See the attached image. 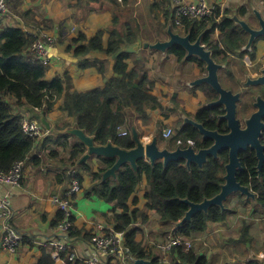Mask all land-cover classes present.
I'll use <instances>...</instances> for the list:
<instances>
[{"label":"crops","instance_id":"1","mask_svg":"<svg viewBox=\"0 0 264 264\" xmlns=\"http://www.w3.org/2000/svg\"><path fill=\"white\" fill-rule=\"evenodd\" d=\"M11 1L7 3V13L0 16V22L4 26L22 29L40 26L56 37L57 42L53 52L57 59L49 65L47 80H52L55 77L66 78L68 76L66 93L69 91L85 92L103 88L109 80L115 78L114 65L117 56L109 57L102 52L88 54L89 57L92 55L91 61H99L104 64L103 72L99 71L98 67L95 66L87 69L80 68V63L88 59V56L80 58V56L76 57L74 54L75 49L81 45V43L75 44V40L79 35L82 34L87 38V41L82 43L86 44L88 40L94 38L99 32H104L103 44L106 47L111 39L113 28L126 32V35L122 37L123 41L133 42L132 45L123 49V51L133 54L132 59L127 62L128 71L137 68L140 72H147L149 80L153 83L152 94L161 104L160 109L149 110L148 121L141 120L133 109L128 108L125 110L128 120L123 130H127L130 133L129 135L132 136L133 141V133L135 131L142 144H149L156 138L159 148L163 150L166 147V142L162 138L163 131L167 128H172L175 131L176 128H179L184 123L185 118H187V121L192 120L193 113H197V108H193L197 103L206 102L207 104L204 89L210 86L196 84V81L203 79L206 75L205 64L202 62L203 65H200L197 62L185 59L179 61L175 55L171 54L167 57V52L172 48L161 51L151 47L157 43L169 41L170 30L182 37L189 36L183 27H177L173 23V16L170 13L173 5L172 0H117L114 3L112 0H94V3L90 5L86 1H82L79 4L78 0ZM207 2L217 9H227L229 17L240 28H243L240 22H245L251 29L259 30L261 18L264 20V14L262 13L264 11V0H207ZM77 4L80 5L78 8H72V6ZM252 13L255 16L250 17L249 23L245 17L252 15ZM5 16L10 19L7 21ZM116 17H118V23L114 26L113 21ZM244 33L247 37L246 45L243 49L245 55L240 58V55L237 54L233 56L232 60L236 74L239 69L246 74L244 85L247 88L248 81L255 80L258 63L262 64L259 71L264 70V39L259 42L256 51H253L252 48L256 40L264 36L257 38L249 46L251 35L247 32ZM219 36V32L216 31L214 40H218ZM138 45L140 47L135 50ZM202 45L208 50L206 45ZM70 50L72 51L70 52ZM253 54H255V59H252ZM187 55L188 53L186 52ZM240 59H246V64L242 67H237L235 63L238 64ZM215 62L221 66L218 71L221 86L226 88L221 82L222 79L228 87L226 90L238 94L237 92L240 90H236L232 84L237 79V76L228 73L229 78L233 80L231 81L226 76V64L222 61ZM242 87L245 88L244 86ZM251 88L253 86L248 87V90ZM174 97L177 98V103L174 102ZM5 100L15 102L12 96H7ZM62 104L63 99L57 101L54 110L46 115L41 113L43 110L31 109L27 106L14 108L16 115L23 117V119L37 122L41 131L36 138L34 148L25 160L21 185L12 189L10 186L0 182V200L6 196L8 197L14 212L12 221L14 228L25 237L24 243L14 254L2 249L0 244V264H37L42 256L41 247L51 251L52 243L59 235L56 231V226L52 224L61 214L60 210L53 204L52 199L54 196L65 194L70 183L68 172L72 168H76L83 177L82 190L74 199L75 226L90 233L95 232L98 224L113 228L104 216L105 214L109 217L112 216L110 212L113 208L112 204L96 196L87 197V191L93 184L91 174L98 172L101 166V159L109 158L96 154L90 155L89 147L74 131H83L87 137L94 140V147H102L104 145H98L94 136L80 129L76 120L60 109ZM182 111H185L187 115L184 116ZM41 118H45L48 127L41 122ZM157 125H161V127ZM78 144H83L86 152L76 164H73L70 160L71 150ZM108 144L118 147L112 142ZM145 161L148 162L149 160ZM86 164V167L80 168V166ZM122 168L123 166L120 169ZM118 171L116 172V177ZM104 174L103 180L116 178L110 176L104 179ZM147 189L148 184L143 179L131 199L132 210L139 209L143 211L145 209ZM234 196L241 198H235ZM136 199L138 200L137 204H135ZM256 201V197L248 198L239 192L229 196L224 202V206L227 205L229 210L235 209L237 211L236 214L230 215L224 222L210 224L208 230L196 239V254L200 257H205L209 264H247L251 262L264 264V262L259 261L262 256L264 257V251L260 250L257 253V249H254L255 236L252 235L258 226L261 228V225L264 224V215L257 209ZM241 211L248 214L249 218L241 216ZM149 218L150 220L146 225L136 224L135 227H139L142 230V242L145 251L153 258L161 257L159 263L161 264L162 259L165 257L163 252L159 250L158 244L167 239L171 230L174 227L176 228V224H164L170 227L169 231H166L168 228L162 227L160 216L157 213L149 212ZM246 222L250 224L248 234L251 242L247 244L238 243L240 238L247 234V231H245ZM154 223H156V226ZM162 228H166L164 229L166 231L165 234L162 233ZM2 234L3 230L0 231V237ZM229 243H232L236 250H233ZM234 251L243 252L247 259L245 260L241 255H235ZM76 253L80 258H88L92 253V246L89 241H77ZM253 254H260V256L257 259H250ZM144 261L154 264L153 260L150 259ZM167 261L170 264H174L177 261L176 256L170 254L167 257ZM57 264H67V259L58 261Z\"/></svg>","mask_w":264,"mask_h":264},{"label":"trees","instance_id":"2","mask_svg":"<svg viewBox=\"0 0 264 264\" xmlns=\"http://www.w3.org/2000/svg\"><path fill=\"white\" fill-rule=\"evenodd\" d=\"M82 1H86L89 5L94 3V0H78L79 4ZM112 1L114 3L117 0ZM79 4L72 8H78ZM117 23L118 17L113 21L114 26ZM183 28L187 34H190L192 42L201 36L202 44L207 46L217 62H225L229 56L228 52L235 54L238 50L240 58L245 55L243 49L247 41L246 34L229 17L227 9H224V12L220 8L216 9L215 17L207 22L185 21ZM216 31L220 36L215 41ZM104 34V32H99L86 44L82 43L87 41V38L80 34L75 44L81 43V45L73 53L76 57L88 56L96 52H102L109 57L117 56L114 65L115 78L109 80L103 88L85 92L69 91L64 94L66 81L69 80L68 76L47 80L50 66L32 63L31 48L35 38L28 35L25 29L4 26L0 22V174L9 173L15 163L25 161L36 144V138L31 137L24 130L23 117L14 113V108L20 106L43 110L41 113L46 115L54 110L57 101L63 99L60 109L73 117L80 129L94 136L98 145L105 146L112 142L122 149L135 148L131 135L119 136L128 120L125 110L133 109L141 120L148 121L149 110H158L161 104L152 94L153 83L149 80L147 72H140L137 68L128 71L127 62L132 59L133 54L123 49L132 45L133 42L123 41L122 37L126 35V32L113 28L111 39L106 47L103 44ZM221 46H226V50L221 49ZM252 48L256 51V44ZM169 51L179 61L186 57V51L180 46ZM252 59H255V54L252 55ZM188 60L203 65L198 58L191 57ZM94 66L98 67L101 72L105 68L104 64L99 61L85 59L80 63L81 69ZM204 92L208 100L218 99V94L212 88H206ZM248 92L253 95L251 89ZM7 96H12L15 102L5 100ZM173 100L177 103L176 97ZM242 106L247 107L246 104ZM222 115H224L223 107L205 106L195 115V120L208 130L227 134V124L219 120V116ZM261 141L264 144V135ZM212 145V140L202 139L198 129L185 125L175 129V135L167 141L165 148L174 151L178 147L185 149L192 146L196 151H200ZM85 152L86 148L83 144L76 145L71 150V162L76 164ZM115 161V159H101L98 172L91 174L93 184L87 191V197L96 196L112 204L113 208L110 211L112 216L109 217L107 214L104 216L115 231L126 233V243L136 259H150L154 264H159L161 257L153 258L145 251L142 230L135 225H146L150 220L149 212L157 213L164 224H177L182 221L190 209L185 200L199 204L220 194L222 185L225 183L224 175L229 162V151H221L218 158L210 157L202 167L195 163L188 167L184 159L170 162L166 166L162 161L152 165L142 159L138 160L136 171L129 164H125L118 171L115 179L103 180V174L114 165ZM240 161L242 170L238 172L237 180L256 195L257 209L264 215V166L259 173L258 159L251 149L240 153ZM86 166L87 164L80 168ZM79 177L83 182L81 174ZM143 179L148 184L145 209L143 211L132 210L131 199ZM137 203L136 199L135 204ZM225 207L224 211L219 206H212L207 213H197L191 221L178 228V233L186 239H197L208 230L210 224L224 222L230 215L236 214L235 209L229 210L227 205ZM62 219L63 214L61 213L52 225L57 226ZM73 222L74 228L69 235L71 239L90 241L93 233L77 228L75 219ZM249 230L250 224L246 222L247 234L242 236L238 243L251 242ZM74 244L72 243V249L62 258L65 260L68 258L67 264H85L84 258H80L76 251H73ZM41 248L42 256L37 264H57L52 252L45 247ZM262 250L264 251V244ZM259 251L258 249L257 252ZM73 253L76 254V258L70 260V255ZM171 254L176 256V264H209L205 257L196 254L195 248L190 252L174 249Z\"/></svg>","mask_w":264,"mask_h":264},{"label":"water","instance_id":"3","mask_svg":"<svg viewBox=\"0 0 264 264\" xmlns=\"http://www.w3.org/2000/svg\"><path fill=\"white\" fill-rule=\"evenodd\" d=\"M240 25L251 35L249 46L257 38L264 36V20H262V18L259 30L251 29L245 22H240ZM169 34V41L157 43L151 47L153 49L163 51L168 48L180 46L188 53L187 59L197 57L205 64L206 75L203 79L196 81V84H206L219 95V99L210 106H224L226 114L222 115L219 120L227 122L230 133L223 135L217 131L206 129L202 124L195 123L194 126L202 135L203 140L211 139L213 141V145L210 148L202 149L198 152L193 147H189L187 149H177L175 151H169L167 149L161 150L158 146L156 138L153 139L151 143L144 145L139 141L135 131L133 133L135 148L130 150L121 149L113 146L112 144L102 147H94V140L87 137L83 131L77 130L74 131V133L89 147L90 155L96 154L98 156H104L109 159L117 160L115 161V165L104 174V179H107L110 176L116 177V172L125 164H129L136 171L138 169L137 162L142 159L149 160L152 165L158 161H162L165 166L170 162L184 159L186 160L188 167L192 163L202 167L210 157L218 158L221 151L229 150V162L226 165V173L224 175L225 183L222 185L220 194L199 204L191 203L188 200H185V203L189 205L190 209L182 221L176 224V227L180 228L184 223L191 221L193 216L197 213H207L209 208L212 206H219L224 211V202L234 193L239 192L249 198L256 197V195L252 193L248 187H245L238 182L237 174L242 170L240 153L242 151H246L248 147H251L257 152L259 170H261L264 166V146L260 141L262 131H264V123L262 122V117L264 116V100L259 99V110L251 117V119L245 121L246 129H242V124L236 115V107L240 94H234L232 91H228L221 86L218 78V71L221 69V66L214 61L211 52L202 45L200 38L196 42L191 43L190 36L182 37L178 34H174L172 30L169 31ZM139 47L140 45L135 47V50H138ZM262 73V77L255 80H249L247 85H264V70ZM41 122L48 127L45 118H41ZM136 264L152 263L144 260H138Z\"/></svg>","mask_w":264,"mask_h":264},{"label":"built area","instance_id":"4","mask_svg":"<svg viewBox=\"0 0 264 264\" xmlns=\"http://www.w3.org/2000/svg\"><path fill=\"white\" fill-rule=\"evenodd\" d=\"M11 0H0V16L7 13V3ZM173 5L170 9L173 16L174 24L177 27H184L185 21L207 22L216 15V7L210 5L207 0H172ZM28 35H32L35 41L32 43V63H38L44 66L51 65L57 59L53 52L57 42L56 37L48 30L42 27H33L25 29ZM25 132L33 138L40 135V126L35 121L23 119ZM120 136H127L128 132L122 131ZM174 135L172 128H167L163 131V138L169 140ZM24 163L17 162L13 165L11 171L6 174H0V182L15 189L21 185L24 175ZM70 183L64 195L54 196L53 204L63 214V219L56 226L59 238L52 243V255L58 261H64L63 255L72 249L76 251L77 241L69 236L74 228V198L82 190V182L80 173L76 168H72L68 172ZM14 212L8 197L0 200V231L3 234L0 237L2 249L14 254L18 248L24 243L25 237L21 235L12 223ZM125 232H117L114 228L107 227L104 224L96 225V230L93 233L89 243L92 246V253L88 258H84L85 264H136V259L128 247L125 239ZM193 247V240L186 239L178 233V228L171 230V233L166 240L158 244V248L163 252L164 259L161 264H170L167 257L174 249H183L185 252H190ZM76 258V254L70 255V260ZM68 260V258H67ZM69 261V260H68ZM176 264V262L174 263Z\"/></svg>","mask_w":264,"mask_h":264},{"label":"rangeland","instance_id":"5","mask_svg":"<svg viewBox=\"0 0 264 264\" xmlns=\"http://www.w3.org/2000/svg\"><path fill=\"white\" fill-rule=\"evenodd\" d=\"M223 12H224V10H223ZM262 13L264 14V11H262ZM7 16V15H6ZM5 16V17H6ZM251 16H255L253 13H252V15H247L246 17H245V19L250 23V21H249V19H250V17ZM4 17V18H5ZM13 18V17H12ZM6 19H7V17H6ZM10 18H8L7 19V21L9 20ZM253 23H254V21H253ZM256 23V22H255ZM252 25V24H251ZM238 26V25H237ZM239 27V26H238ZM239 29H241V31H243V32H246L243 28H240L239 27ZM176 30L178 31V32H180V34H182V32L179 30V29H177L176 28ZM264 39V37H262V38H259L258 40H256V42H255V44H256V46L259 44V42H261L262 40ZM222 45V44H221ZM221 49H224V50H226V46L224 47L223 46V48H221ZM170 51H168L167 52V57L168 56H170ZM240 55V52L238 51V50H236V53L235 54H230L229 52H228V59L224 62L225 64H226V72H227V78H229V76H228V73L229 74H235L236 76H237V79L235 80V81H233V80H231L230 78V80L231 81H233V86H234V88H236V90H240V91H242V86L244 85V83H245V81H246V74H244L240 69H239V72H237V74H236V72H235V66H234V64H233V60H232V58H233V56H236V55ZM91 56L92 55H90V57L88 56L87 58L89 59V60H92L91 59ZM80 58H82V56H80ZM186 62V61H185ZM235 63V62H234ZM244 64H246V59H240V61H239V63L237 64V63H235V65L238 67V66H240V67H242V66H244ZM221 82H222V84L226 87V88H228L226 85H225V82L224 81H222V79H221ZM200 89H203L202 87H199ZM264 91V89L263 90H258V89H256L255 91H254V93L256 94V95H261L262 94V92ZM65 93H66V91H65ZM199 106V107H198ZM204 106H207V104H206V102H202L201 104H200V102L199 103H197L193 108H197L196 109V112H198L201 108H203ZM193 115H195V113H193ZM158 127H161V125H157ZM167 142V141H166ZM235 198L236 197H239V196H234ZM239 198H241V197H239ZM249 198V197H248ZM230 199V198H229ZM244 210V209H243ZM240 214H241V216H245V217H247V218H249V215L248 214H246L245 212H243V211H241L240 212ZM162 222V221H161ZM154 225L156 226V223H154ZM162 227H166V228H168L166 231H169V229H170V227H167V226H165L164 225V223H162ZM166 228H164V229H166ZM175 228V227H174ZM163 228H162V233L163 234H165L166 233V231L164 230ZM252 235H254L255 236V242H254V249H259V250H262V246H263V243H264V224H262L261 225V228H259V226H258V228L257 229H255L254 231H253V234ZM145 236V235H144ZM146 239V238H145ZM231 239V238H230ZM233 239V238H232ZM196 244V239H193V248L192 249H194L195 248V251L197 250V246L195 245ZM230 245H231V247L233 248V250H236V248L232 245V243H229ZM229 245V246H230ZM252 245V244H251ZM240 249H241V247H239ZM253 249V248H252ZM253 249V250H254ZM209 250V249H208ZM252 250V251H253ZM235 252V255H241L242 257H244V259L246 260L247 259V257L245 256V254L243 253V252H241V251H234ZM255 252V251H254ZM258 253V252H257ZM226 254V253H225ZM258 256H260V254H253L252 256H251V258L250 259H257V257ZM171 258V260H172V256L170 257ZM259 261H261V262H264V257L262 256V258H261V260H259ZM229 264H232V263H229Z\"/></svg>","mask_w":264,"mask_h":264},{"label":"flooded vegetation","instance_id":"6","mask_svg":"<svg viewBox=\"0 0 264 264\" xmlns=\"http://www.w3.org/2000/svg\"><path fill=\"white\" fill-rule=\"evenodd\" d=\"M189 36H190V34H189ZM199 38H202L201 36L199 37ZM198 40V39H197ZM196 40V41H197ZM195 41V42H196ZM191 42H192V40H191ZM192 43H194V42H192ZM190 59V58H189ZM185 60H188L187 59V56L185 57ZM260 65H262V64H260V63H258L257 64V67H256V77H254V79H258V78H260V77H262L263 76V71H259V69L261 68V66ZM245 88H243L242 87V91H238L237 93L238 94H240V98H239V101H238V103H237V107H236V115H237V118H238V120L241 122V124H242V129H246V126H245V121H248L249 119H251V117L259 110V107H258V101H259V99H263L264 100V91L262 92V94L261 95H256L255 93H254V91L256 90V89H258V90H263L264 89V85H261V86H253V88H251V92L253 93V95H251L249 92H248V87H250V86H248L247 85V88H246V85H243ZM224 88V87H223ZM224 89H226V88H224ZM218 99H219V95H218ZM217 99V100H218ZM217 100H214V101H210V100H208L207 99V106L208 107H212V106H210L211 104H213V103H215ZM243 104H246L247 105V107L245 106V108L242 106ZM205 107V106H204ZM203 107V108H204ZM215 107H220V106H215ZM221 107H223V110H224V115L226 114V112H225V108H224V106H221ZM203 108H201L200 110H202ZM199 110V111H200ZM198 111V112H199ZM183 112V114H184V116L185 115H187V113L185 112V111H182ZM197 112V113H198ZM196 113V114H197ZM195 114V115H196ZM195 115L194 116H192L193 118H192V120L191 121H187V118H185L184 119V123H182V125L180 126V127H182V126H185V125H190V126H193V127H195L194 126V124L195 123H198L196 120H195ZM189 117H190V115H189ZM220 117H222V116H219V119H220ZM262 122L264 123V116L262 117ZM226 124H227V122H225ZM227 127H228V125H227ZM196 128V127H195ZM197 129V128H196ZM230 133V129L228 128V133L227 134H229ZM174 135H175V132H174ZM223 135H226V134H223ZM263 135H264V131H262V136H261V138H260V141H261V139H262V137H263ZM202 136V135H201ZM202 139H203V137H202ZM208 140V139H207ZM211 140V139H210ZM261 143H262V141H261ZM262 145L264 146V144L262 143ZM190 147H192V146H190ZM189 148V147H188ZM177 149H182L181 147H178ZM176 149V150H177ZM184 149V148H183ZM185 149H187V148H185ZM249 149H251V150H253L255 153H256V157H257V152H256V150H254V149H252L251 147H248V149L247 150H249ZM246 150V151H247ZM170 151V150H169ZM175 151V150H174ZM224 151V150H223ZM229 151V150H228ZM198 152V151H197ZM257 159H258V157H257ZM257 169H258V172L260 173L261 171H262V169L261 170H259V159H258V166H257ZM253 193V192H252Z\"/></svg>","mask_w":264,"mask_h":264},{"label":"clouds","instance_id":"7","mask_svg":"<svg viewBox=\"0 0 264 264\" xmlns=\"http://www.w3.org/2000/svg\"><path fill=\"white\" fill-rule=\"evenodd\" d=\"M170 12H171V11H170ZM173 22H174V21H173ZM42 28H43V27H42ZM44 29H45V28H44ZM208 50H209V49H208ZM209 51H210V50H209ZM210 52H211V51H210ZM211 54H212V52H211ZM212 56H213V54H212ZM122 131H126V130H121V132H122ZM121 132H120V133H121ZM126 132H128V131H126ZM174 132H175V131H174ZM129 134H130V133L128 132V135H129ZM128 135H127V136H128ZM119 136H120V135H119ZM173 136H174V135H173ZM173 136H172V137H173ZM122 137H125V136H122ZM172 137H171L170 139H172ZM162 138H163V133H162ZM170 139H169V140H170ZM163 140H164L165 142L168 141V140H166V139H164V138H163ZM166 143H167V142H166ZM165 149H166V148H165ZM147 161H148V160H147ZM148 162H149V161H148Z\"/></svg>","mask_w":264,"mask_h":264},{"label":"bare ground","instance_id":"8","mask_svg":"<svg viewBox=\"0 0 264 264\" xmlns=\"http://www.w3.org/2000/svg\"><path fill=\"white\" fill-rule=\"evenodd\" d=\"M148 140V139H147ZM146 141V140H145Z\"/></svg>","mask_w":264,"mask_h":264}]
</instances>
